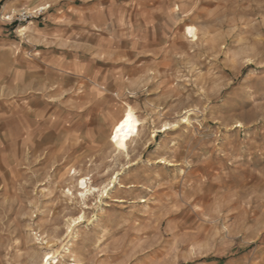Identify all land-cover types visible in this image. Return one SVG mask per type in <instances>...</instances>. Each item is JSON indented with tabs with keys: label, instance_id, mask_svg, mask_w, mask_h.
I'll list each match as a JSON object with an SVG mask.
<instances>
[{
	"label": "rangeland",
	"instance_id": "1",
	"mask_svg": "<svg viewBox=\"0 0 264 264\" xmlns=\"http://www.w3.org/2000/svg\"><path fill=\"white\" fill-rule=\"evenodd\" d=\"M55 1L0 0V75ZM148 1L159 62L114 91L0 86V264H264V0Z\"/></svg>",
	"mask_w": 264,
	"mask_h": 264
},
{
	"label": "crops",
	"instance_id": "2",
	"mask_svg": "<svg viewBox=\"0 0 264 264\" xmlns=\"http://www.w3.org/2000/svg\"><path fill=\"white\" fill-rule=\"evenodd\" d=\"M130 2L55 1L59 6L46 10L34 23L33 44L17 52L19 63L0 75V86L7 87L6 98L49 95L54 108L58 105V101H53L57 100V94H71L80 86L84 93L114 91L121 78H130L137 70L151 68L152 64L156 66L159 62L156 56L163 51L159 47L163 38L154 23L158 18L142 8V5L148 8L150 1H139L143 14H137L136 5ZM120 8L125 13L116 17ZM132 23L141 24L144 30L138 41L130 33L133 27L128 26ZM113 32L123 33L117 47L113 45L119 37L111 35ZM98 35L103 38L99 43L95 40ZM57 83L63 86L57 88ZM36 87V93L25 95L26 90Z\"/></svg>",
	"mask_w": 264,
	"mask_h": 264
},
{
	"label": "bare ground",
	"instance_id": "3",
	"mask_svg": "<svg viewBox=\"0 0 264 264\" xmlns=\"http://www.w3.org/2000/svg\"><path fill=\"white\" fill-rule=\"evenodd\" d=\"M42 7V9H46L50 7V5L45 2ZM186 33L189 36H192L195 38L196 33H195V28L193 26H188L186 28ZM137 120L136 118L131 114L130 110H127L126 113L122 115V118L117 121L115 124L114 128L115 131L117 132V138L123 139L124 136H132L135 133V127H136ZM169 124H165L164 126H168ZM84 181L82 182V184ZM45 262H43L44 264Z\"/></svg>",
	"mask_w": 264,
	"mask_h": 264
},
{
	"label": "built area",
	"instance_id": "4",
	"mask_svg": "<svg viewBox=\"0 0 264 264\" xmlns=\"http://www.w3.org/2000/svg\"><path fill=\"white\" fill-rule=\"evenodd\" d=\"M46 9H39L38 11H34V12H29L27 10H23V12L19 15V17H17L16 19L19 22H23V21H27L29 19H34V18H39V16H41Z\"/></svg>",
	"mask_w": 264,
	"mask_h": 264
}]
</instances>
